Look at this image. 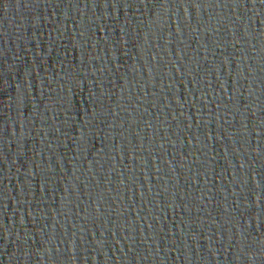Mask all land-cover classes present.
<instances>
[{
  "label": "water",
  "instance_id": "1",
  "mask_svg": "<svg viewBox=\"0 0 264 264\" xmlns=\"http://www.w3.org/2000/svg\"><path fill=\"white\" fill-rule=\"evenodd\" d=\"M0 264H264V0H0Z\"/></svg>",
  "mask_w": 264,
  "mask_h": 264
}]
</instances>
